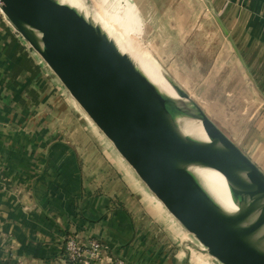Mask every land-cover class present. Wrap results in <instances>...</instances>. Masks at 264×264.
I'll use <instances>...</instances> for the list:
<instances>
[{
  "label": "rangeland",
  "instance_id": "obj_1",
  "mask_svg": "<svg viewBox=\"0 0 264 264\" xmlns=\"http://www.w3.org/2000/svg\"><path fill=\"white\" fill-rule=\"evenodd\" d=\"M84 1L96 8V11L89 8L88 10L105 27L109 33L108 38L118 52L141 66L146 64L158 70L166 83L163 89L175 95L177 90L172 81L264 173V68L254 67L255 58L260 51L254 48L252 42L246 53L241 52V48L249 46L251 37L239 32L243 27V20L236 19L239 12L235 5L222 3V0H189L183 5L185 9L181 10L178 4H174L173 10L166 9L163 12L161 20L155 18L150 26H144L139 9L131 0L139 22V31L135 34L133 23L122 18V12L118 14V11L125 7L126 2L123 0ZM176 1L179 3L180 0ZM168 4L164 6L169 8L171 4ZM184 10L189 11L190 19L177 20V16L182 15ZM0 29H6L12 35L4 42L9 45L14 43L20 51L16 56L18 62L15 59L14 66L0 71V77H5V80L0 81L2 96H6L8 108L13 111L20 109L17 113L22 115L20 121L14 119V113L7 115L9 122H0V127L3 124L7 125L6 127H23L21 133H25V138L35 137L38 140L35 147L22 149L30 155L32 151H35L36 155H42L50 150L51 142H63L64 150L76 163L75 172L76 175L77 172L79 174L81 186L78 185L80 189H74L71 193L70 208L73 211L68 213L71 218L69 220L72 221L69 222L71 225L68 224L65 228L63 238L77 236L83 242L90 239L105 241L104 237L97 235L88 234L81 237L78 235L79 228L84 225L97 230V226H101L108 216L121 213L129 224L128 239L116 245L113 251L108 248L110 255L112 252L115 255L116 252L120 253L123 248L133 247L131 244L136 241L141 248L144 247L142 250L146 264L166 263L163 259L168 254V244L162 238V227L169 233L167 227L172 223L171 225L175 226H172L175 234H169L172 237H180L178 239H181L182 244L179 251L183 253V262H191L193 252L194 256L197 254L209 264H217L200 251V246L191 239L192 236L178 225L149 192L42 58L14 31L1 13ZM184 32L190 33L186 48H182L177 41ZM165 41H168L166 45ZM122 44H125L130 52L123 51L127 49ZM219 44L220 47L223 45L222 49L225 50H228L229 45L231 54L227 66L221 67L219 73L216 74L214 69L209 70V67L181 65L185 64L186 57L191 53L193 59L191 58L190 63L197 62L199 52L204 49L211 50L209 53L212 56V46L219 47ZM9 49L10 47L0 49L2 62ZM173 51L180 56L178 60L173 57ZM243 53L247 59L243 57ZM199 62L209 63L207 60ZM228 66L235 75L230 74L231 78L228 76ZM8 135L12 137V134ZM45 139L49 140L46 143L49 147L47 149L41 146ZM33 157H36L35 154ZM37 166L41 173L47 170L44 163ZM4 168V164L0 165V170ZM82 189L86 190L88 195H83ZM75 191L79 192L76 200ZM86 201H92L94 205L102 207V211L94 216H86ZM187 235L190 239L185 238Z\"/></svg>",
  "mask_w": 264,
  "mask_h": 264
},
{
  "label": "water",
  "instance_id": "obj_2",
  "mask_svg": "<svg viewBox=\"0 0 264 264\" xmlns=\"http://www.w3.org/2000/svg\"><path fill=\"white\" fill-rule=\"evenodd\" d=\"M0 12L201 252L217 264H264L252 239L264 227V173L188 95L170 80L197 113L172 109L112 43L55 0H0ZM172 110L199 119L209 142L182 136ZM190 165L223 175L244 206L223 213L188 173Z\"/></svg>",
  "mask_w": 264,
  "mask_h": 264
},
{
  "label": "crops",
  "instance_id": "obj_3",
  "mask_svg": "<svg viewBox=\"0 0 264 264\" xmlns=\"http://www.w3.org/2000/svg\"><path fill=\"white\" fill-rule=\"evenodd\" d=\"M188 1L180 0L178 3L176 0H132L144 19V26H150L155 18L161 20L164 16L163 12L166 9L173 10L174 4H178L181 10L185 9L183 5L187 4ZM123 2H126L125 7L118 11V14L122 12L123 16L121 17L133 23L136 34L139 31V22L136 19L134 6L131 0H123ZM225 2L229 5H235L239 12L236 19L243 20V27L239 32L251 37L249 46L241 48V52L246 53L247 48L253 45L257 51H260V54H257L255 58L254 67L264 68V0H222V3ZM167 3L171 4L169 8L164 6ZM188 12V10L182 11V15L177 16V20H189ZM223 13H225V10ZM183 25L185 28V23ZM11 36L6 29H0V49L4 50L10 47L8 53H5L3 62L0 53V71L14 66L16 56L18 53L20 54L14 43L9 45L4 42ZM180 36L181 38L177 41L181 47H188L190 33L184 32ZM167 42L165 41L164 44L166 45ZM222 46L220 47V44L219 47L213 45L212 56L209 53L211 50L204 49L203 52H199V60H207L209 61L208 64L201 63L199 60L190 63L192 53L189 49L191 54L186 57L185 64L181 65L196 68L209 67V70L214 69L217 74L221 71V67L227 66L230 61V46L228 45V50L222 49ZM244 53L242 55L247 59ZM173 57L178 60L180 56L176 51H173ZM16 61L18 62V59ZM228 68V76L230 78L235 76L230 66ZM15 70L17 72V68ZM4 78L0 77V81L1 79L5 80ZM260 87L262 88V86ZM2 93L0 87V104H2L0 105V122L7 123V115L11 113L15 114V120L20 121L22 115L17 112L21 110L15 109L13 111L8 108L6 96L3 97ZM6 126L3 124L0 127V165L4 164L5 167L4 170H0V264H70L64 255L63 246L67 237L63 238V233L67 225H71L69 222L72 221L69 220L71 218L68 213L73 211L70 208L71 193L74 189H80L81 186L79 174L77 172L76 175L75 172L76 163L74 158L64 150L65 144L60 141L51 142L50 150L48 149L42 155H36L35 151H32L31 155L28 152L24 153L23 147L32 149L37 145L38 140L35 137H32V139L25 138V133H21L23 127ZM8 133L12 134V137ZM48 142L47 139L43 140L41 146L44 149L49 148L46 145ZM34 154L36 157H33ZM117 160L119 161V159ZM41 163L46 164L47 170L43 173L39 172L37 166ZM75 192L76 200L79 192ZM81 193L88 195L84 189L81 190ZM92 201H86L84 204L86 216H94L102 211V207L94 205ZM171 224L169 223L167 228L170 231L169 233L175 234V229L172 227L174 225ZM128 229L129 224L126 218L121 213H116L108 216L105 221L103 220L101 226H97V230L87 228L84 225L81 226L78 235L83 237L91 234L104 237L105 241L98 240H102V243L107 246V250L109 248L113 251L117 247L116 245L128 239ZM162 229L164 230L162 238L168 244L166 247L168 248V254L163 259L164 262L166 260L164 264H187L183 262V253L179 251L182 244L181 239H178L180 237L178 235L172 237L165 228L162 227ZM74 237L78 239L77 236ZM185 238L190 239L188 235ZM131 245L133 247L123 248L120 253L116 252V255L112 252L111 256L114 259L124 260L127 264H146L142 250L144 247L141 248L136 241ZM190 260L191 262L188 264H209L197 254L194 256L193 252Z\"/></svg>",
  "mask_w": 264,
  "mask_h": 264
},
{
  "label": "bare ground",
  "instance_id": "obj_4",
  "mask_svg": "<svg viewBox=\"0 0 264 264\" xmlns=\"http://www.w3.org/2000/svg\"><path fill=\"white\" fill-rule=\"evenodd\" d=\"M55 1L76 11L81 17H83L84 20L87 21L88 24L93 26L98 31V33L103 35L110 43H112L108 38L109 33L106 31L105 27L99 23L88 10L89 8L92 11H96L95 7L87 5L84 0H76L77 2L74 0L75 3L71 0ZM37 37L39 38V35H37ZM122 45L126 47L125 44ZM114 47L116 48L115 45ZM116 50L118 49L116 48ZM128 50L129 49H127V51L123 49V51L126 53L130 52V50ZM118 53L121 54L120 52ZM126 58L132 64V66H134L136 71L154 87L158 94L167 99L172 109L177 107L181 109H187L188 111H191L195 114L197 113L195 107L189 101V99L181 96L178 92L175 95H171L163 89V87H166V83L164 77L159 74L158 70H155L153 67L146 64L141 66L135 60H131V58L128 57ZM172 122L177 131L182 136L198 143L209 142V138L199 119L187 116L182 113H176V111L174 112L172 110ZM187 171L195 179L202 191L223 213L234 215L239 211V209H241V207L244 206V203L242 204L240 200L239 202L232 198L230 186L223 175H221L219 172L215 171L214 169L199 165H190L187 167ZM252 219L253 216L248 218L244 223H249L252 221ZM252 239L257 243L258 247L264 251V227H262L257 232V234L252 236Z\"/></svg>",
  "mask_w": 264,
  "mask_h": 264
},
{
  "label": "built area",
  "instance_id": "obj_5",
  "mask_svg": "<svg viewBox=\"0 0 264 264\" xmlns=\"http://www.w3.org/2000/svg\"><path fill=\"white\" fill-rule=\"evenodd\" d=\"M63 249L65 259L70 264H127L124 260L114 259L98 239L83 242L75 237H68Z\"/></svg>",
  "mask_w": 264,
  "mask_h": 264
}]
</instances>
